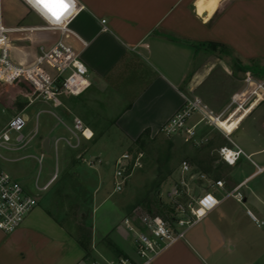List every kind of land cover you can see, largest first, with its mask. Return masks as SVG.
Listing matches in <instances>:
<instances>
[{
    "label": "crops",
    "instance_id": "crops-1",
    "mask_svg": "<svg viewBox=\"0 0 264 264\" xmlns=\"http://www.w3.org/2000/svg\"><path fill=\"white\" fill-rule=\"evenodd\" d=\"M73 6L65 22L76 33L71 37L89 69L91 84L79 93L62 94L59 106L30 94L22 95L20 113L27 118V125L31 120L27 112L36 114V123L23 131L21 143L0 150V165L28 192L34 194L30 188H35L38 205L15 231L5 233L0 229V264H80L96 256V252L110 258L129 257L108 234L95 238L107 237L112 244V251L102 248L101 252L96 248L91 251L88 244L71 234L53 208L57 190L85 191L93 201L87 186L94 183V176H81L73 170L75 161L84 162L92 169L104 160L115 164L120 155L129 152L118 155L110 150V145L123 142L129 146L140 138H152L183 106L186 97L198 98L209 109L228 116L223 119L213 115V119L225 132L235 131L231 138L246 153L235 165L241 166L247 161L254 170L236 180L231 170L221 167L234 165L221 161L216 150L215 167L221 170L215 180H224L225 187H214V193L222 198L226 191L240 185L238 192L243 200L233 196L222 199L187 231L185 239L171 245L151 264H264V255H258L255 260L242 259L243 256L238 259L233 244L239 235L245 234L246 222L257 225L248 210L259 221L264 219L250 208L246 210L248 217H237L226 214V209L220 207L230 197L245 203L249 196L264 189L261 185L249 186L252 179L264 175L256 172V165L264 164L254 159L264 152V118L258 119L262 116L259 105L264 96L250 98L240 109L232 102L242 93L245 96V79L252 75L246 62L259 55L253 49L261 45L253 43L264 33V0H74ZM210 6L212 9L208 12ZM30 11L33 15L25 11L21 21L32 16L39 22L23 25H43L44 20ZM47 33H33L34 39L39 42ZM210 42L232 50L245 64L238 62L237 66L245 74L218 111L210 106L211 100L203 90L212 70V63L206 64L204 57L205 46ZM12 87L15 91L19 89L18 85ZM42 114L51 117L42 123L39 121ZM75 118L83 126L76 127ZM111 130L117 135L108 137ZM226 144H229L227 139L218 148ZM52 150L54 163L52 159L45 161ZM24 160H29L27 171L6 166ZM37 163L35 175L30 164L35 167ZM72 185L77 189L71 188ZM46 192L52 193L44 201L42 194ZM236 208L242 209L239 205ZM125 228L129 230L126 225ZM243 253L245 250L239 255Z\"/></svg>",
    "mask_w": 264,
    "mask_h": 264
},
{
    "label": "rangeland",
    "instance_id": "rangeland-1",
    "mask_svg": "<svg viewBox=\"0 0 264 264\" xmlns=\"http://www.w3.org/2000/svg\"><path fill=\"white\" fill-rule=\"evenodd\" d=\"M27 7L31 10L24 0H2L1 13L3 23L8 26L17 25L19 22H21L20 25L37 24L39 21L33 19L32 16L27 17L23 22L21 21L25 11L33 15L30 10V12H27ZM46 35L54 36V39L57 37V35H50L49 33ZM48 36L45 38L50 41L51 38L48 39ZM65 41L76 48V42L73 37L65 39ZM15 44L20 49L30 51H35L36 49L35 46L31 48L22 41H16ZM253 44L254 46L261 45V47L253 49L254 53L259 55H257V59L246 62V66L249 67V71L253 76L264 79V57H260L264 53V33L262 38ZM204 54L206 64L210 65L212 63L210 65L212 70L203 90L211 100L209 102L210 106L218 111L225 105L228 94L239 85L245 71L237 66L241 61L235 57L234 52L230 49L220 46L213 48L207 44ZM240 64L245 65L244 61ZM4 83H0V85ZM31 90L27 84L22 83L18 91L6 93L0 98V125L5 124L11 116L21 112L22 95L25 97L26 94L32 95ZM259 106H261L260 109L262 108V116L260 115L258 119L262 120L264 118V101ZM217 113L215 112V114ZM27 114L31 116V120L24 129L25 132L36 123V114H31L30 111ZM49 117L51 116L48 114H42L39 117V121L43 123ZM197 118L193 116L192 119L196 120ZM200 127L199 136L205 138V140L199 145L188 141L184 135H166L161 130L152 138H140L137 143L134 142L129 146H126L123 142L108 145L110 150L118 155L124 151L129 152L133 157V161H136L135 159L140 155L131 172V176L121 191L114 190V161L109 160L106 163L104 160L102 164H97L96 169L90 168L84 162L75 161L73 170L78 171L81 176H94V183L87 186V189L93 194L94 200L91 201L89 194L85 191L68 190L63 192L58 189L56 193L57 203L55 202L53 208L64 226L79 241L88 244L91 251H94V248L100 252L102 248H105V251H112V244L107 237L95 240L96 237L108 234L110 239L115 240L131 259L140 262L136 253L135 242L132 240L133 232L126 230L125 225L127 227V224L123 225L125 220H129L130 225L135 227L141 226L142 217L146 214L160 215L171 221L176 215V211L168 193L175 181L184 176L188 184L184 200L187 202L193 197L199 196L203 189L209 187L211 181L216 179L221 170V168L215 167L217 162L215 156L217 157L216 150L218 146L226 141V137L221 130L214 126L201 123ZM258 131L261 133L260 129ZM234 134L235 131L230 134V137L234 136ZM115 135L117 134L111 130L108 137H114ZM49 159H52L54 163L55 155L53 150L45 161ZM242 159L246 161L244 158ZM254 159L260 165L264 164V152L254 157ZM28 161L7 163L6 166L11 170L27 171L28 165L26 163ZM183 161H187L191 166L190 173H181ZM30 167L35 170L34 173L36 175L39 164L37 163L35 167L30 164ZM221 167H223V170H231V176L236 180L244 178L254 170V167L247 161L241 166L234 165L229 167L221 165ZM203 172L207 173L204 178L201 177ZM255 185L264 187V175H260L249 182V186L255 187ZM71 188L77 189V186L72 185ZM95 188L97 189L95 190ZM30 189H33V193L37 195L35 188L31 187ZM51 193L42 194V199L46 201ZM237 205L242 209L238 210L236 208ZM220 207L221 209H226V214L237 217L242 215L248 217L246 210L250 208L259 218L264 219V189L258 194L249 196L248 201L245 203L236 202L234 198L230 197L222 202ZM245 226L247 227L245 234L239 235L233 241V244L236 245L235 252L238 255V259L243 256L242 259L246 257L255 260L258 255H264V226L258 227L254 222L251 225L246 222ZM126 232L129 234L128 236H126ZM243 250H245V253L239 255ZM99 254L101 253L96 252V256L88 259H96Z\"/></svg>",
    "mask_w": 264,
    "mask_h": 264
},
{
    "label": "built area",
    "instance_id": "built-area-1",
    "mask_svg": "<svg viewBox=\"0 0 264 264\" xmlns=\"http://www.w3.org/2000/svg\"><path fill=\"white\" fill-rule=\"evenodd\" d=\"M24 2L44 20V24L5 25L2 21V0H0V83L8 82L19 87L20 84L25 83L32 89L31 94L35 99L49 101L54 106H59L62 104L60 98L62 94H76L90 86L89 69L83 62L80 52L65 41L71 36H76L65 22L67 15L56 22L30 0H24ZM37 32H48L57 37L54 39L48 36V39L51 38L50 41L44 38L38 42L33 35ZM16 41L25 42L31 48L35 46L36 49L35 51L20 49L16 46ZM81 41L86 44L83 40ZM244 94L245 96H242V93L232 99L239 109L250 98L255 100L264 96V79L248 75L245 79ZM213 115L223 119L228 117L223 113L215 114L198 98L186 97L183 106L164 123L160 130L166 135H184L188 141L199 145L205 140L199 136L201 123L214 126L223 132L229 142L217 149L220 160L229 165H235L242 156H246V153L232 140L231 133L225 132L215 123ZM193 116L198 118L194 120ZM74 120L76 127L83 126L81 120L78 118ZM26 126L27 118L22 113L11 116L5 124L1 125L0 150L9 148L12 144L21 143L24 140L23 131ZM83 135L86 136V129L83 130ZM139 157L140 155L135 160L137 161ZM136 161H133L129 153H123L115 160V191L123 189ZM256 168L257 173H264V165H256ZM190 172L191 166L187 161H183L181 173ZM201 177L204 178L205 175L202 174ZM46 187L47 185L43 188ZM214 187L224 188L225 181L212 180L209 187L203 189L199 196L185 202L188 184L182 176L175 181L168 193L176 211L171 221L160 215L146 214L142 217L141 226L135 227L130 225L129 220H125L128 229L134 234L136 253L140 262L125 256L110 258L99 254L98 258L87 259L80 264H151L171 245L185 239L187 231L214 210L222 199L233 196L239 201L243 200V195L238 192L240 185L226 191L222 198L214 193ZM37 205L36 195L28 192L20 181L0 165V229L5 233L15 231ZM248 213L258 226L264 224V221H259L250 210Z\"/></svg>",
    "mask_w": 264,
    "mask_h": 264
},
{
    "label": "snow or ice",
    "instance_id": "snow-or-ice-1",
    "mask_svg": "<svg viewBox=\"0 0 264 264\" xmlns=\"http://www.w3.org/2000/svg\"><path fill=\"white\" fill-rule=\"evenodd\" d=\"M30 2L41 7L56 22L69 14L73 8V0H30Z\"/></svg>",
    "mask_w": 264,
    "mask_h": 264
},
{
    "label": "trees",
    "instance_id": "trees-1",
    "mask_svg": "<svg viewBox=\"0 0 264 264\" xmlns=\"http://www.w3.org/2000/svg\"><path fill=\"white\" fill-rule=\"evenodd\" d=\"M210 47H218V46H221V45H218L217 43H213V42H210V43H207ZM222 47V46H221ZM13 85H11L10 83H4V84H1L0 85V98L6 94V93H15V89L12 87ZM83 244V243H82Z\"/></svg>",
    "mask_w": 264,
    "mask_h": 264
},
{
    "label": "bare ground",
    "instance_id": "bare-ground-1",
    "mask_svg": "<svg viewBox=\"0 0 264 264\" xmlns=\"http://www.w3.org/2000/svg\"><path fill=\"white\" fill-rule=\"evenodd\" d=\"M211 9H212V6H210V7L207 9V11H208V12H210V11H211Z\"/></svg>",
    "mask_w": 264,
    "mask_h": 264
}]
</instances>
